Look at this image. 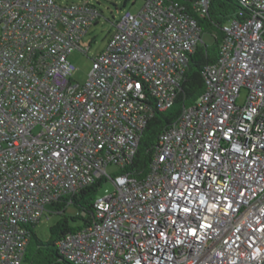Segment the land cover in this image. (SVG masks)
Segmentation results:
<instances>
[{"label": "built area", "instance_id": "obj_1", "mask_svg": "<svg viewBox=\"0 0 264 264\" xmlns=\"http://www.w3.org/2000/svg\"><path fill=\"white\" fill-rule=\"evenodd\" d=\"M142 1L115 22L80 83L69 57L87 54L98 7L0 0V264H23L47 207L99 179L114 191L57 243L72 264L264 261V0H240L249 13L224 25L203 92L135 176L141 133L175 103L201 41L182 4ZM191 2L201 17L210 9Z\"/></svg>", "mask_w": 264, "mask_h": 264}, {"label": "trees", "instance_id": "obj_2", "mask_svg": "<svg viewBox=\"0 0 264 264\" xmlns=\"http://www.w3.org/2000/svg\"><path fill=\"white\" fill-rule=\"evenodd\" d=\"M128 1L124 0L123 4L126 5ZM171 1L182 4L185 7V12L197 20L201 28V41L190 56L182 90L175 103L165 111L155 110L153 117L141 133L137 154L129 167L135 176L142 175L147 171L154 146L161 132L168 126L178 123L182 109L193 104L203 92L205 85L203 68L207 64L214 63L219 57L220 46L225 36L224 25L231 18H242L249 13L240 0H211L209 11L202 17L194 11L191 0ZM100 12L102 16V11L100 10ZM205 35L212 38L211 42L204 40ZM105 181L106 179H99L77 191L71 199L66 198L47 207L48 212L63 213L64 216L50 226L48 240H43L35 232L34 227L37 224L31 227L23 264H72L60 255L57 243L65 234L77 231L92 219L94 199ZM70 206L76 209L74 215L66 214ZM83 212H86V216L82 215ZM79 220H82V225L74 227L71 224V222Z\"/></svg>", "mask_w": 264, "mask_h": 264}, {"label": "rangeland", "instance_id": "obj_3", "mask_svg": "<svg viewBox=\"0 0 264 264\" xmlns=\"http://www.w3.org/2000/svg\"><path fill=\"white\" fill-rule=\"evenodd\" d=\"M84 1H88L97 6L102 11V16L99 18L98 23L92 26L83 37L82 46L86 47L90 45L87 55L79 50H75L69 57L76 67L73 78L80 83L85 82L87 79L88 73L92 68V58L106 48L109 38L115 32V22L127 11L137 13L143 2L142 0H129L127 4L124 5V0H57L59 4L79 3ZM203 38L207 42H211L212 40L208 35H205ZM242 95H245V90L242 91ZM107 172L108 174H116L119 172V168L116 165H110L107 167ZM113 191L114 184L108 179L98 190L97 195L103 196ZM75 213L76 209L73 206H70L66 211L67 215H74ZM63 216V213H50L47 211L40 222L34 227L35 232L43 240H48L50 226L57 223ZM71 224L74 227L82 225V220L71 222Z\"/></svg>", "mask_w": 264, "mask_h": 264}, {"label": "snow or ice", "instance_id": "obj_4", "mask_svg": "<svg viewBox=\"0 0 264 264\" xmlns=\"http://www.w3.org/2000/svg\"><path fill=\"white\" fill-rule=\"evenodd\" d=\"M136 87H137V88H139V87H140V85H136ZM185 211H188V209H185Z\"/></svg>", "mask_w": 264, "mask_h": 264}, {"label": "bare ground", "instance_id": "obj_5", "mask_svg": "<svg viewBox=\"0 0 264 264\" xmlns=\"http://www.w3.org/2000/svg\"><path fill=\"white\" fill-rule=\"evenodd\" d=\"M86 47H88V50L90 49V45H88V46H86ZM87 53H88V51H87ZM87 55V54H86Z\"/></svg>", "mask_w": 264, "mask_h": 264}, {"label": "water", "instance_id": "obj_6", "mask_svg": "<svg viewBox=\"0 0 264 264\" xmlns=\"http://www.w3.org/2000/svg\"><path fill=\"white\" fill-rule=\"evenodd\" d=\"M111 181L113 182V180H111ZM261 264H264V261Z\"/></svg>", "mask_w": 264, "mask_h": 264}]
</instances>
